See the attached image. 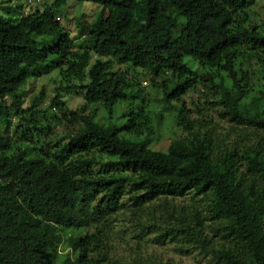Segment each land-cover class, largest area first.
I'll return each instance as SVG.
<instances>
[{"label":"trees","instance_id":"obj_1","mask_svg":"<svg viewBox=\"0 0 264 264\" xmlns=\"http://www.w3.org/2000/svg\"><path fill=\"white\" fill-rule=\"evenodd\" d=\"M66 1L0 14V264H110L108 224L126 197L140 207L185 193L203 198V209L180 208L160 239L219 242L211 254L221 264H264V138L216 142L181 99L198 85L220 118L264 131V15L254 17L255 0H73L104 12L75 21L77 45L56 20ZM49 62L64 84L57 90L82 92L80 108H66L58 92L48 114L36 107L41 93L22 107L29 70ZM114 64L143 71L185 131L166 151L122 135L129 112L119 123L85 113L144 96ZM51 110L66 122L53 140Z\"/></svg>","mask_w":264,"mask_h":264},{"label":"rangeland","instance_id":"obj_2","mask_svg":"<svg viewBox=\"0 0 264 264\" xmlns=\"http://www.w3.org/2000/svg\"><path fill=\"white\" fill-rule=\"evenodd\" d=\"M50 0H0V14H18L20 11L29 13L30 11L41 9L42 2ZM18 5V6H17ZM21 6V7H19ZM255 16L262 18L264 15V0H255L252 8ZM104 17L96 4L90 2H75L67 0L66 4L57 13L59 23L68 31L73 43L77 45L82 38L76 35V20L83 22L95 21ZM95 56L91 53L89 63H92ZM198 66H196L197 68ZM113 69L121 70L125 75L135 81L138 87L143 89L144 96L137 100L121 99L117 101L110 114H106L99 105L93 109L88 106L85 113L91 111L92 120L97 123H119L123 119V112H129L130 130L124 131L122 135L132 140L141 139L147 136L150 140V148L153 150L166 151L169 144L174 139H182L186 134L175 120L172 111L164 109L160 102V93L148 85V76L140 69H132L123 64H114ZM58 71L52 68V63L46 67L38 66L29 70V79L21 87L22 107H26L34 98L41 93V99L37 103L38 109H43L48 114V107L54 94L58 92V99L61 100L66 108L78 109L84 102L82 92L73 88L71 90L58 89ZM161 77L158 78L160 80ZM74 85L78 82L71 81ZM205 89L198 85H193L181 95L185 103V108H189L187 117L203 125L202 130L213 128V135L216 142L224 140L232 142L234 139L245 143V139L254 141L259 134L264 138V131L250 129L243 125H237L227 118H220L219 107L205 103ZM208 100V98H207ZM140 105L142 115H136L135 107ZM56 113V110H51ZM57 119L51 121L52 132L47 139L53 140L66 131L64 129L65 118L56 113ZM15 120H12L13 126ZM12 126L9 135L12 136ZM70 126V125H69ZM0 128V135H2ZM97 169V166L94 168ZM197 203L199 209H203L204 200L201 197H192L190 193L181 196L168 197L136 207L128 201L126 197L122 206L113 212L110 217L109 227V248L108 259L110 264H221V261L212 256V249L219 248L220 243L215 242L213 246L201 248L195 241L172 242L168 239H160L169 229L179 221V209L190 206V202ZM189 213V211L187 212ZM205 232V231H204ZM203 232V233H204ZM207 238L211 233L206 232ZM159 238V239H158ZM217 239V238H215Z\"/></svg>","mask_w":264,"mask_h":264}]
</instances>
